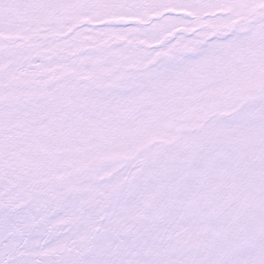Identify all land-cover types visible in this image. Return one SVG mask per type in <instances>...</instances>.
<instances>
[{
	"label": "snow or ice",
	"instance_id": "snow-or-ice-1",
	"mask_svg": "<svg viewBox=\"0 0 264 264\" xmlns=\"http://www.w3.org/2000/svg\"><path fill=\"white\" fill-rule=\"evenodd\" d=\"M0 264H264V0H0Z\"/></svg>",
	"mask_w": 264,
	"mask_h": 264
}]
</instances>
